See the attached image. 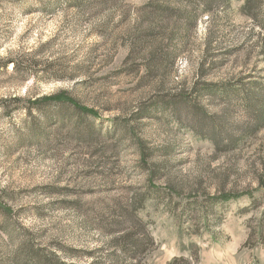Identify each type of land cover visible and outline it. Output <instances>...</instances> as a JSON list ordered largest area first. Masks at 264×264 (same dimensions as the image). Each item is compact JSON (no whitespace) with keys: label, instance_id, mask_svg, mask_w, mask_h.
<instances>
[{"label":"rangeland","instance_id":"1","mask_svg":"<svg viewBox=\"0 0 264 264\" xmlns=\"http://www.w3.org/2000/svg\"><path fill=\"white\" fill-rule=\"evenodd\" d=\"M207 1L0 0V264H264V0Z\"/></svg>","mask_w":264,"mask_h":264},{"label":"trees","instance_id":"2","mask_svg":"<svg viewBox=\"0 0 264 264\" xmlns=\"http://www.w3.org/2000/svg\"><path fill=\"white\" fill-rule=\"evenodd\" d=\"M210 1L211 0L207 1V3H208L207 5H210V3H209ZM246 4H248V1H246ZM43 98L45 100H53L55 102L71 105L74 108L80 110L81 112H85L87 114H90V115L96 117V114H95L93 109H91V108L88 109V108H85V107H82V106L76 104V101L73 100L72 98H69L68 95L65 92H59V93H57L55 95H51V96H47V97H43ZM258 104H259L258 108H259V114H260L259 119H260V122L262 123V121H264V105H261L260 101L257 103V105ZM229 197H236V196L222 195L221 199L227 200V199H230Z\"/></svg>","mask_w":264,"mask_h":264}]
</instances>
